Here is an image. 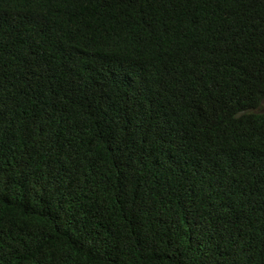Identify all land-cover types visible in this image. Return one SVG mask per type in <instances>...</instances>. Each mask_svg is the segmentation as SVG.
<instances>
[{
    "label": "trees",
    "instance_id": "obj_1",
    "mask_svg": "<svg viewBox=\"0 0 264 264\" xmlns=\"http://www.w3.org/2000/svg\"><path fill=\"white\" fill-rule=\"evenodd\" d=\"M264 0H0V264H264Z\"/></svg>",
    "mask_w": 264,
    "mask_h": 264
},
{
    "label": "rangeland",
    "instance_id": "obj_2",
    "mask_svg": "<svg viewBox=\"0 0 264 264\" xmlns=\"http://www.w3.org/2000/svg\"><path fill=\"white\" fill-rule=\"evenodd\" d=\"M263 108H264V103H263Z\"/></svg>",
    "mask_w": 264,
    "mask_h": 264
}]
</instances>
